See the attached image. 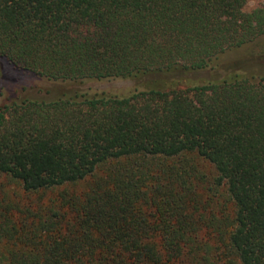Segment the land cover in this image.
Here are the masks:
<instances>
[{
	"label": "trees",
	"instance_id": "1",
	"mask_svg": "<svg viewBox=\"0 0 264 264\" xmlns=\"http://www.w3.org/2000/svg\"><path fill=\"white\" fill-rule=\"evenodd\" d=\"M248 1L0 0V61L62 86L0 91V264H264V77L223 60L264 38Z\"/></svg>",
	"mask_w": 264,
	"mask_h": 264
},
{
	"label": "rangeland",
	"instance_id": "2",
	"mask_svg": "<svg viewBox=\"0 0 264 264\" xmlns=\"http://www.w3.org/2000/svg\"><path fill=\"white\" fill-rule=\"evenodd\" d=\"M263 0H249L246 4L244 10L250 11L253 8L261 5ZM239 59L240 64H245L250 66L249 69L259 76L264 77V38H258L254 42L244 45L238 49L225 52L223 55V60H236ZM249 70V71H251ZM194 78H208V71H200L193 73ZM0 91H1V104H8L12 100H22V99H44L50 98L54 95L56 91H61V84H52L45 80L36 78L34 76H27L21 74L11 69L8 63L0 61ZM81 89L89 93H101L107 95H127L134 89V83L129 80L124 79H111L103 81H89L82 84ZM199 162L197 165L200 166V171L211 179L214 175L213 169L209 164L204 162ZM1 191L5 192V199L9 201V198H13L16 193L15 189H12L11 184L8 183L7 179L0 180ZM85 186L78 185L77 189H83ZM42 195L44 202L48 200L51 196V192H43ZM15 197V196H14ZM37 198L36 194H32L30 199L35 200ZM218 208H214L217 212L227 214V208L224 206L223 197L218 202ZM214 246V245H213ZM223 254V253H222ZM230 257H226V260ZM223 260V258H222ZM237 264V263H236Z\"/></svg>",
	"mask_w": 264,
	"mask_h": 264
}]
</instances>
